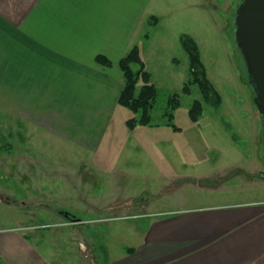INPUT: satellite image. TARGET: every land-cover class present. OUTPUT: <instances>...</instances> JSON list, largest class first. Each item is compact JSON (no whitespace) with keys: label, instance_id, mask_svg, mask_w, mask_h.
Here are the masks:
<instances>
[{"label":"rangeland","instance_id":"rangeland-1","mask_svg":"<svg viewBox=\"0 0 264 264\" xmlns=\"http://www.w3.org/2000/svg\"><path fill=\"white\" fill-rule=\"evenodd\" d=\"M238 1L151 0L136 26L132 45L158 90L152 121L168 118L169 94L178 93L180 104L172 110L177 130L160 124L129 131L123 112L133 113L118 106L96 148L0 109V229L20 231L42 252L51 246V264H103L108 249L115 253L134 240L130 225L138 212L264 200V122L234 41ZM151 14L160 19L151 23ZM183 34L198 44L222 98L219 106L204 104L196 122L188 108L202 100L201 91L192 86L190 94L181 93L188 77ZM67 214L82 219L71 223ZM9 244L16 256L17 244ZM0 264H9L2 255Z\"/></svg>","mask_w":264,"mask_h":264},{"label":"crops","instance_id":"crops-1","mask_svg":"<svg viewBox=\"0 0 264 264\" xmlns=\"http://www.w3.org/2000/svg\"><path fill=\"white\" fill-rule=\"evenodd\" d=\"M150 2L0 0V109L98 148L121 106L119 59L134 45ZM97 55L112 64L98 63ZM138 127L126 126L132 132ZM263 201L138 212L130 225L134 240L115 253L108 249L103 264H264ZM10 242L18 246L16 256ZM36 247L20 231L0 229V256L7 263L51 264L52 247Z\"/></svg>","mask_w":264,"mask_h":264},{"label":"trees","instance_id":"trees-1","mask_svg":"<svg viewBox=\"0 0 264 264\" xmlns=\"http://www.w3.org/2000/svg\"><path fill=\"white\" fill-rule=\"evenodd\" d=\"M149 21L155 23L158 19L156 16H152ZM180 40L188 55V77L182 85L181 93L184 95L190 94L191 87L197 86L202 94V100L199 98L194 99L188 108L190 120L196 122L203 114L204 104L219 106L222 98L207 77L206 67L196 41L187 34H183ZM96 61L107 66L112 64L111 60L103 55H97ZM118 66L123 78V87L118 97V104L133 113L125 121L127 128L133 130L141 125L157 126L165 124L173 130L179 129L173 122L172 113V110L180 104L178 93L169 94L168 105L163 111V116L165 118L168 116V118L159 123L152 121L151 110L158 90L156 85L151 82V74L146 69V64L141 57L140 48L137 44H134L119 59ZM140 82L141 85L137 87Z\"/></svg>","mask_w":264,"mask_h":264},{"label":"water","instance_id":"water-1","mask_svg":"<svg viewBox=\"0 0 264 264\" xmlns=\"http://www.w3.org/2000/svg\"><path fill=\"white\" fill-rule=\"evenodd\" d=\"M234 41L245 63L248 84L254 92L253 101L264 116V0L238 2Z\"/></svg>","mask_w":264,"mask_h":264},{"label":"flooded vegetation","instance_id":"flooded-vegetation-1","mask_svg":"<svg viewBox=\"0 0 264 264\" xmlns=\"http://www.w3.org/2000/svg\"><path fill=\"white\" fill-rule=\"evenodd\" d=\"M240 1V0H239ZM238 1V2H239ZM238 2H237V4H238ZM237 4H236V6H237ZM236 6L234 7V15H235V9H236ZM233 22H234V17H233ZM246 76H247V71H246ZM252 93H253V96H254V92H253V90H252ZM261 115V114H260ZM261 120L264 122V116L263 115H261ZM260 177H262L261 179H264V177L263 176H260Z\"/></svg>","mask_w":264,"mask_h":264},{"label":"built area","instance_id":"built-area-1","mask_svg":"<svg viewBox=\"0 0 264 264\" xmlns=\"http://www.w3.org/2000/svg\"><path fill=\"white\" fill-rule=\"evenodd\" d=\"M60 224H64V223H60Z\"/></svg>","mask_w":264,"mask_h":264}]
</instances>
